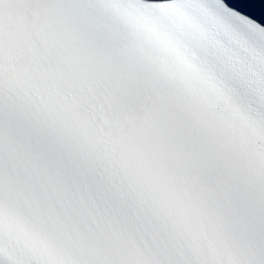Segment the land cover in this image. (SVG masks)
<instances>
[{
  "label": "snow or ice",
  "instance_id": "1",
  "mask_svg": "<svg viewBox=\"0 0 264 264\" xmlns=\"http://www.w3.org/2000/svg\"><path fill=\"white\" fill-rule=\"evenodd\" d=\"M0 264H264V0H0Z\"/></svg>",
  "mask_w": 264,
  "mask_h": 264
}]
</instances>
